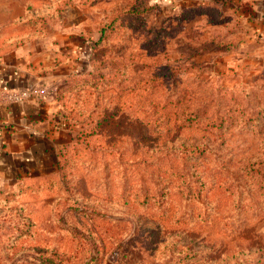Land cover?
Here are the masks:
<instances>
[{
	"label": "rangeland",
	"instance_id": "1",
	"mask_svg": "<svg viewBox=\"0 0 264 264\" xmlns=\"http://www.w3.org/2000/svg\"><path fill=\"white\" fill-rule=\"evenodd\" d=\"M21 63L59 68L64 136L0 186V264H264V0H0Z\"/></svg>",
	"mask_w": 264,
	"mask_h": 264
},
{
	"label": "crops",
	"instance_id": "2",
	"mask_svg": "<svg viewBox=\"0 0 264 264\" xmlns=\"http://www.w3.org/2000/svg\"><path fill=\"white\" fill-rule=\"evenodd\" d=\"M25 4L26 2L23 3ZM52 34H43L36 44L38 46L40 44V48L43 43L46 47L52 45L59 51L65 47L66 43H75L74 37H62L64 33H58L56 36ZM56 45L59 46L56 48ZM40 53L48 55L46 59H49L51 55L55 56L54 52L48 50H29L27 55L34 60L37 57L41 58ZM43 63L40 67L52 65L47 61ZM20 66L16 73L6 69L8 71L6 74L5 70H0V78L4 79V85L12 91L23 90L31 85L42 86L47 89V92L40 101L28 98L24 103L17 104L9 98L0 100V186L7 183L15 184L14 182L22 176H40L47 173L55 166L54 158L63 142V128L55 125L57 121L59 122L60 116L54 94H52V90L63 83V78L56 79L59 68L55 67V71L50 73L48 70H39L38 63L36 67L32 66L30 69L24 63ZM67 72L69 71L64 70L61 75Z\"/></svg>",
	"mask_w": 264,
	"mask_h": 264
},
{
	"label": "built area",
	"instance_id": "3",
	"mask_svg": "<svg viewBox=\"0 0 264 264\" xmlns=\"http://www.w3.org/2000/svg\"><path fill=\"white\" fill-rule=\"evenodd\" d=\"M34 94H38V96L44 97L45 91L44 89L40 88H30V89H25L21 90L18 92H9L7 97L12 100V102H22L25 101L26 99L30 98Z\"/></svg>",
	"mask_w": 264,
	"mask_h": 264
},
{
	"label": "trees",
	"instance_id": "4",
	"mask_svg": "<svg viewBox=\"0 0 264 264\" xmlns=\"http://www.w3.org/2000/svg\"><path fill=\"white\" fill-rule=\"evenodd\" d=\"M85 43L87 44L88 48V53L85 54V58L87 59L91 55L92 51L95 49L96 41L89 39L88 42Z\"/></svg>",
	"mask_w": 264,
	"mask_h": 264
}]
</instances>
